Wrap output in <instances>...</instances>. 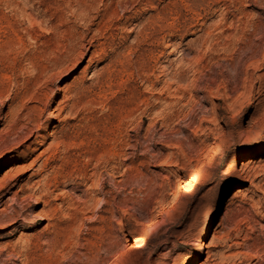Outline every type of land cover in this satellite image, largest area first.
I'll return each instance as SVG.
<instances>
[{
    "label": "rangeland",
    "instance_id": "obj_1",
    "mask_svg": "<svg viewBox=\"0 0 264 264\" xmlns=\"http://www.w3.org/2000/svg\"><path fill=\"white\" fill-rule=\"evenodd\" d=\"M22 103L0 264H264V0H0V116Z\"/></svg>",
    "mask_w": 264,
    "mask_h": 264
},
{
    "label": "bare ground",
    "instance_id": "obj_2",
    "mask_svg": "<svg viewBox=\"0 0 264 264\" xmlns=\"http://www.w3.org/2000/svg\"><path fill=\"white\" fill-rule=\"evenodd\" d=\"M17 96H19V95H17ZM17 96L15 95L11 99V103L14 101V99ZM10 98H11V95H10ZM22 102H24V101H22ZM11 105L12 104L9 105L8 113L3 114L2 116H0V125H3L2 128H0V155L2 153V150L5 147H7V145H8V143H6V140H7L8 137H10V139L12 137V142H10V143L15 144L16 145L15 148H19L22 145L21 143L23 142V139L27 136V133L28 132L30 133L32 131V128L35 125L38 126L39 123H40L39 122V115H36L35 113H33L34 106H27V103H22L20 106L18 105L19 106L18 108L13 109ZM24 110H26L25 113H23ZM56 116H57V113L53 114V117H56ZM57 126L58 125H56V127ZM22 152H23V150H21V149L19 151L18 150L17 151L14 150L13 155H11L10 157L6 158L4 163L7 164V163H12V161H14V160H17V161L21 160L22 159L21 158L22 157ZM223 156H224V154L221 151L217 152L214 155H212L211 159H210V164L212 165L216 161H219L220 159L223 158ZM238 157L239 156H237L236 159H238ZM40 163L41 164H39L35 168V170H33V173L30 176L39 174L40 171H43L46 168L47 161L45 159H43L42 162H40ZM234 163H235V160H234ZM29 166H31V165H29ZM20 169H22V167L12 168L5 175L8 176L11 172H15L13 174V176H17L16 173H18ZM198 179H200L199 173L198 172H193L190 175L189 180L187 181L185 186H183V188L181 187L182 188L181 193L178 192L173 198H171L169 204L167 205V207H165V210L161 214L165 215L168 211H170L176 205L177 201L179 200V197H186V196H189L192 193H194L195 187H196V182H197ZM22 181L23 180L21 178H15V181L8 188L7 192H12L13 191V195H14L15 198L18 197L19 193H22L23 195L25 193V196H23V198L26 200L27 197H31V194L30 193L26 194V191L30 190L33 187V185L26 186V183H23ZM4 185L6 186L7 183L4 184ZM30 192H31V190H30ZM2 195L0 194V198H1ZM47 195H48V192H43V193L39 192L37 196H34V201L36 203H39V202L49 203L48 199H47ZM9 208H10V206H9ZM22 213L23 212H21V210H19V209L17 210L15 208H11L9 211H7L6 207L1 208L0 209V227L14 225V228H12V231H14L15 228H17L18 226L20 227V225H24L25 224L24 226H26V222L29 221V217L25 216V215L21 216ZM30 221H31V219H30ZM158 229L159 228L156 226V224H153V225H151L148 228L147 232H137V233H135L133 239L128 244H126V246H124L121 254L122 255L125 254V252H127L129 249H131V247L134 244L141 245V244L145 243L148 239L153 237L154 233L158 232ZM205 232H206V226L203 225L202 226V232H201V237L202 238H203ZM202 248H203V244L200 241L198 243V245H197V252H200L202 250ZM192 259H195V257L194 258L193 257L190 258L188 261L191 262Z\"/></svg>",
    "mask_w": 264,
    "mask_h": 264
},
{
    "label": "trees",
    "instance_id": "obj_3",
    "mask_svg": "<svg viewBox=\"0 0 264 264\" xmlns=\"http://www.w3.org/2000/svg\"><path fill=\"white\" fill-rule=\"evenodd\" d=\"M173 208H174V207H173ZM173 208H172V209H173ZM155 234H156V233H154L153 237L155 236ZM130 250H131V249H129V250L127 251V253H129V252H130Z\"/></svg>",
    "mask_w": 264,
    "mask_h": 264
}]
</instances>
